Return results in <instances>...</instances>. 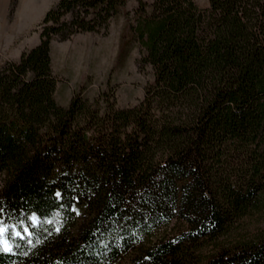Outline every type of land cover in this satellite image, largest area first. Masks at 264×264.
<instances>
[{"label":"trees","instance_id":"1","mask_svg":"<svg viewBox=\"0 0 264 264\" xmlns=\"http://www.w3.org/2000/svg\"><path fill=\"white\" fill-rule=\"evenodd\" d=\"M128 1L58 0L0 68V264H264V233L237 232L264 210V0H137L144 97L59 104L54 38Z\"/></svg>","mask_w":264,"mask_h":264},{"label":"rangeland","instance_id":"2","mask_svg":"<svg viewBox=\"0 0 264 264\" xmlns=\"http://www.w3.org/2000/svg\"><path fill=\"white\" fill-rule=\"evenodd\" d=\"M145 1L149 5L153 0ZM57 2L0 0V68L8 61L18 60L24 50L39 43L43 18ZM194 2L201 8L210 5V0ZM137 7V0H129L126 5L129 15L115 16L106 31L79 32L66 40L54 38L51 56L53 72L58 79L56 99L59 104L69 105L74 93L82 89L91 98L109 93L120 107L133 106L144 97L145 87L153 81L151 66L140 62L144 49L136 39L124 47L122 44L123 34L129 38L128 26L138 22ZM2 179L0 175V183ZM179 228L180 224L173 221L160 234ZM237 230L247 238L264 233V210L240 220ZM205 252L208 254L211 249ZM129 259L123 258L117 264H125Z\"/></svg>","mask_w":264,"mask_h":264},{"label":"crops","instance_id":"3","mask_svg":"<svg viewBox=\"0 0 264 264\" xmlns=\"http://www.w3.org/2000/svg\"><path fill=\"white\" fill-rule=\"evenodd\" d=\"M34 40H35V38H34ZM38 40H39V39H38ZM38 40H37V38H36V42H38ZM31 47H32V46H31ZM23 49H24V48H23ZM23 49H21L20 52H21ZM20 52H19V53H20ZM19 53H18V54H19Z\"/></svg>","mask_w":264,"mask_h":264}]
</instances>
